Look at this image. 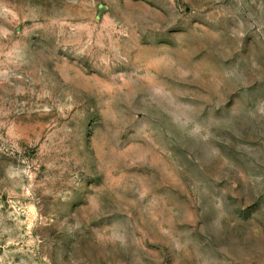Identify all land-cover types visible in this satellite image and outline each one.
<instances>
[{"label":"rangeland","instance_id":"1","mask_svg":"<svg viewBox=\"0 0 264 264\" xmlns=\"http://www.w3.org/2000/svg\"><path fill=\"white\" fill-rule=\"evenodd\" d=\"M0 264H264V0H0Z\"/></svg>","mask_w":264,"mask_h":264}]
</instances>
